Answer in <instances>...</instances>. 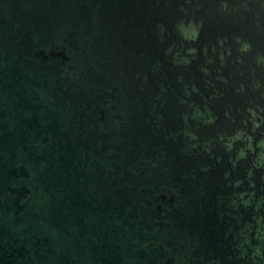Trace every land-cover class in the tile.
Listing matches in <instances>:
<instances>
[{
    "label": "water",
    "instance_id": "obj_1",
    "mask_svg": "<svg viewBox=\"0 0 264 264\" xmlns=\"http://www.w3.org/2000/svg\"><path fill=\"white\" fill-rule=\"evenodd\" d=\"M0 264H264V0H0Z\"/></svg>",
    "mask_w": 264,
    "mask_h": 264
}]
</instances>
